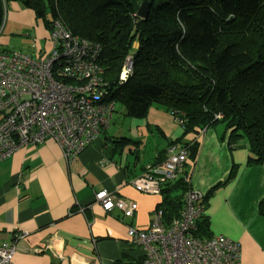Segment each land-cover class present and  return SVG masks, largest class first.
<instances>
[{"label": "crops", "instance_id": "1", "mask_svg": "<svg viewBox=\"0 0 264 264\" xmlns=\"http://www.w3.org/2000/svg\"><path fill=\"white\" fill-rule=\"evenodd\" d=\"M50 45L49 31L32 10L14 2L6 6L0 53L36 57L48 53ZM116 120L113 114L110 127L70 162L52 140L25 146L0 162V245L26 234L17 240L12 264L142 261V249L129 243L127 225L146 229L163 197L138 193L132 181L148 165L164 161L168 147L182 140L184 131L170 111L155 106L145 119ZM184 142L198 144L196 160L187 167L191 187L207 195L221 185L206 200L204 218L211 234L239 244L240 264H264V215L259 212L264 166L248 164V146L231 148L222 125L188 134ZM232 169L237 175L227 182ZM101 191L137 203L134 217L124 220L118 211L106 213L95 201Z\"/></svg>", "mask_w": 264, "mask_h": 264}, {"label": "trees", "instance_id": "2", "mask_svg": "<svg viewBox=\"0 0 264 264\" xmlns=\"http://www.w3.org/2000/svg\"><path fill=\"white\" fill-rule=\"evenodd\" d=\"M148 1L142 19L137 13L145 0H0V33L13 2L32 10L49 33L61 21L73 36L102 47L105 101L122 104L127 117L145 119L153 106L166 109L180 120L183 138L222 125L231 148L246 138L248 164L264 166V0ZM128 57L133 70L123 82ZM182 145L194 162L198 144ZM236 175L232 169L227 182ZM185 185L162 191L157 209L168 226L181 213ZM259 212L264 215V200ZM198 228V237H213L205 218Z\"/></svg>", "mask_w": 264, "mask_h": 264}, {"label": "built area", "instance_id": "3", "mask_svg": "<svg viewBox=\"0 0 264 264\" xmlns=\"http://www.w3.org/2000/svg\"><path fill=\"white\" fill-rule=\"evenodd\" d=\"M49 40L51 48L42 56L0 53V162L25 146L49 140L58 144L70 162L111 125L116 104L105 101L106 85L99 64L102 47L73 36L59 20L53 24ZM132 67V57H128L123 82L132 75ZM57 76L76 84H64ZM190 161L188 146L171 144L164 161L148 165L132 181L135 190L146 195H161L168 184L181 181L186 191L181 213L170 226L163 211L156 209L146 229L127 225L129 243L142 249V264H240L237 242L221 235L198 237V224L206 214V195L191 187ZM95 201L106 213L118 211L124 220L133 218L138 209L134 201L115 199L107 191L96 193ZM25 236L16 235L12 243L0 245V264H12L19 250L17 240Z\"/></svg>", "mask_w": 264, "mask_h": 264}, {"label": "rangeland", "instance_id": "4", "mask_svg": "<svg viewBox=\"0 0 264 264\" xmlns=\"http://www.w3.org/2000/svg\"><path fill=\"white\" fill-rule=\"evenodd\" d=\"M22 41H28V38H22L21 39ZM18 42V40H16L15 38H12L11 39V45H16V43ZM21 44V43H20ZM19 44V45H20ZM9 49V48H7ZM24 51L26 49H23ZM26 52V51H25ZM114 117H116V121L115 123H117V121H119L120 123H122V121H124L127 117H126V114H125V108L123 107L122 104L120 103H117V107H116V111L114 113ZM113 123V122H112ZM111 123V124H112ZM118 124V123H117ZM239 145L240 146H243V147H246L247 146V143H246V138H241L240 141H239ZM140 193V192H138ZM142 195H146V194H143V193H140Z\"/></svg>", "mask_w": 264, "mask_h": 264}, {"label": "water", "instance_id": "5", "mask_svg": "<svg viewBox=\"0 0 264 264\" xmlns=\"http://www.w3.org/2000/svg\"><path fill=\"white\" fill-rule=\"evenodd\" d=\"M149 11H150V3L148 0H145V2L139 8L137 15L142 19H146L149 15Z\"/></svg>", "mask_w": 264, "mask_h": 264}]
</instances>
